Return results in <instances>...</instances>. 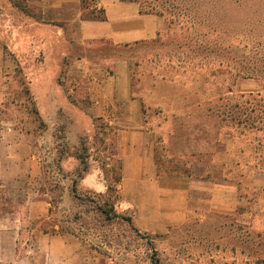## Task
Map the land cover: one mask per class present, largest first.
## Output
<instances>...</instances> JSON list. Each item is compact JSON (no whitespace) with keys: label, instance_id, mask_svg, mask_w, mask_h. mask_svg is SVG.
I'll return each mask as SVG.
<instances>
[{"label":"rangeland","instance_id":"374dc122","mask_svg":"<svg viewBox=\"0 0 264 264\" xmlns=\"http://www.w3.org/2000/svg\"><path fill=\"white\" fill-rule=\"evenodd\" d=\"M141 1L143 9L168 11L175 15L173 25L164 18L166 27L154 42L127 50L121 49L129 58L134 95L141 100L146 122L154 131L160 171L200 175L208 169L207 172L213 170L212 172L218 174L223 181L235 187L241 182L239 191L244 198V204L239 207L236 216H224L214 225H222V228L214 227L219 231L212 233V237L217 239L213 240L212 244L225 258H251L237 247L240 243L237 232H244V237L246 228H250L264 235V133L248 132V135L240 136L234 128L221 127V118L207 114L206 111L208 105H226L229 98L239 93H264L261 81L247 78L235 65L245 64L247 61L234 59L237 58L234 55L248 58L256 54L258 59L264 56V0L227 2L228 6L224 8L227 17H207L206 24L211 30L196 29L194 26L198 23L197 16L185 10L205 3H197L195 0ZM12 3L20 5L21 10L14 8ZM28 5L27 0H0V19L16 16L20 20V27L31 26L35 20L39 24L41 19ZM250 7L256 8L259 11V14H256L259 16H255L253 12L252 15L246 13L245 9ZM214 27L219 30L214 31ZM200 33L206 34V37L200 38L203 39L200 44L230 46L231 54H221V60L215 56L205 58L196 49L188 48L192 43L191 39L197 38ZM49 37L53 39V55L60 51L66 54L79 52L71 39L68 43H62L54 33L49 34ZM41 42L42 39H39L38 46L20 55H14L11 50L6 52L14 71L12 70L6 78L10 88L4 94L3 105L7 114L11 115L16 111L21 113V120L26 122L28 130L35 134L41 133L42 138L36 145L43 155V188L50 193L53 202V218L50 224L59 225L65 231L78 232L90 245L100 247L104 258H119L123 264H148L151 251L146 240L142 241L137 237L126 223L102 227L99 214L94 211L95 202L103 205L109 201L118 213L130 217L120 210L117 185L121 170L115 130L108 129V126L100 121L96 123L94 130L82 134L78 145H70L67 140L68 132L73 136V131L78 127L87 130L89 123L85 118L76 117L81 108L78 107L74 93L69 94L68 89L65 92L72 104L69 114L74 120L60 124L53 130L41 116L42 113L43 117L47 118L52 109L45 98L50 78L58 75L59 83H63L64 78V73L56 74L51 69L44 73L35 71L45 61V43L41 45ZM6 43L11 49L16 47V44ZM114 49L105 46L99 51L108 54ZM228 59H231L230 63ZM50 61L56 65L60 59L52 57ZM259 66L264 67L263 61ZM262 79L264 81V78ZM32 80L35 91L40 93L41 106L33 96ZM229 88H232V92H228ZM27 90L30 91L29 95ZM233 103L232 101V105ZM40 145L45 149H40ZM79 156L85 161V165L87 164L86 176L94 169L100 170L108 184V190L101 195L93 191L82 192L78 187L83 202L70 194L73 180L85 167ZM72 159L77 160L79 168L70 174L63 169L62 164ZM190 228L197 236L195 244L200 243L203 237L198 233L197 225L193 224ZM215 229L208 228L207 233ZM103 237H107L106 243L103 242ZM161 246L170 248V241L163 242ZM163 252L161 256L167 264V254L170 251L167 249ZM259 253L261 250L258 255Z\"/></svg>","mask_w":264,"mask_h":264},{"label":"crops","instance_id":"0c3cea01","mask_svg":"<svg viewBox=\"0 0 264 264\" xmlns=\"http://www.w3.org/2000/svg\"><path fill=\"white\" fill-rule=\"evenodd\" d=\"M27 2L41 21L33 22L31 32L13 29L19 31L14 33L19 41L13 50L23 54L26 47L45 39L46 60L35 71L64 73L63 83L50 78L45 98L52 109L47 118L41 116L53 130L73 121L69 114L72 104L65 92L68 89L81 108L76 117L89 123L87 130L78 127L73 136L68 132L70 145H78L82 134L94 130L97 122L115 130L121 170L117 185L120 210L132 218L136 228L163 243L192 223H213L224 216H236L244 198L237 185L223 181L213 170L205 169L200 175L160 171L154 131L146 122L141 100L133 92L129 58L116 53V48L125 45L156 40L166 27L164 17L144 13L140 4L132 1ZM100 11L104 20L90 18L91 13ZM14 23L4 17L0 28H16ZM52 33L62 43L71 39L79 52L53 55ZM105 46L115 49L104 54L99 50ZM52 57L60 59L59 65L50 61ZM12 70L0 38V264H123L122 259L104 258L97 247L72 233H61L59 225L50 224L52 198L43 188V155L36 145L41 133L28 130L21 120L23 115L17 111L7 114L3 105L4 94L10 88L6 78ZM32 92L41 106L34 83ZM40 149L45 147L40 145ZM65 163L62 167L67 173L73 174L79 168L77 160ZM107 185L102 172L94 169L81 180L79 190L101 195L108 190ZM169 251L167 264H264V259L225 258L217 248L195 244V240H184Z\"/></svg>","mask_w":264,"mask_h":264},{"label":"trees","instance_id":"16d2710c","mask_svg":"<svg viewBox=\"0 0 264 264\" xmlns=\"http://www.w3.org/2000/svg\"><path fill=\"white\" fill-rule=\"evenodd\" d=\"M100 1L101 0H92L91 3L96 4L97 2H100ZM120 1L138 2L142 8V12L147 13V14H156V15L162 16V17L166 18L168 20V22L171 23V25H173V23H174L175 15L174 14L171 15V13L168 11L164 12V11H159V10H155V9H149V10L143 9V1H141V0H120ZM195 1L197 3L202 2L205 4H199L198 6L193 7L192 9H190V8L185 9L187 12L193 13V14H195V16H197L196 20L198 21V23L194 27L196 29H199V30H202L204 28L211 30V28L208 27L206 24L207 23V21H206L207 17H212V16H216L217 18H219L221 16L227 17L228 14L224 10V8L226 6H228L227 2L230 3L233 0H195ZM235 1H239V0H235ZM211 4H213V5H211ZM6 6H7V4H6ZM8 6H10V4ZM13 7L14 8L17 7L16 9H18L20 7V5H18L17 3H14ZM2 8H4L5 10L8 9L7 7H2ZM14 8H12V9H14ZM245 11H246V13H249L250 15H252V12H253L255 14V16H259L258 15L259 11L256 8L250 7V8L245 9ZM22 12H23V10H22ZM24 13L26 15L28 14V17L33 19V17L29 13H26L25 11H24ZM256 13H258V14H256ZM10 17H8V18L14 20V22H15L14 27H16V28H11L10 30L0 28V38L3 39L5 52H8V50H11V52L14 55H16L18 53H16L13 49H11L8 46V44L6 43V42H11V43L17 45V42L19 40L16 41L14 39V33H18L19 31H15L13 29H18V28L24 29L27 32H31L33 29H32V26L20 27L21 26L19 23L20 20L17 19L16 16H10ZM90 18L95 19V20L96 19H98V20H104L105 19L103 16V11H100V13H98V14L95 12L91 13ZM231 18H233V13L231 15ZM247 22H246V24L248 25L249 21H247ZM216 30H219V29L217 27H214V31H216ZM39 32L40 31L37 30V34H39ZM1 33H2V35H1ZM42 36H44V34ZM197 36H198L197 38L194 37V39H191L192 43L189 44L188 48L196 49L199 53L203 54V56L205 58H207L208 56H215L217 59L221 60L222 59V57H220L221 54H224V55L231 54L232 50H231L230 46L225 47L223 45L220 46V45H216V44H214V45L200 44V42H203V41H201L203 39H200V38L206 37V34L200 33V35H197ZM17 39H18V36H17ZM199 39H200V41H197ZM154 41H147V42L134 43L131 45H125V46L116 48V50H117L116 53L119 56H122V57L125 56L126 57L128 55H126L125 52H122L121 49L127 50V49H131L134 46H138L141 44H149V43L154 42ZM42 43H45V39L44 40L42 39ZM42 43H40V44L42 45ZM34 46H38V43L36 45H35V43H33L30 47L29 46L26 47L25 52L32 51V48ZM13 54H11V55L13 56ZM234 56L237 57L234 59L240 58L242 61H245V60L247 61L245 64L235 63V65L239 68V71L241 72V74H244L245 76H247V78H252V79L261 81L263 83L262 87L264 89V81L262 79V78H264V77H262V76H264V67L259 66V63H261L262 61L264 63V56H262L260 59L257 58L258 56L256 57V54L254 56L248 57V58L238 56V55H234ZM230 60L231 59H228L229 63H230ZM225 63H227V62L225 61ZM52 79L54 80V82L59 83L58 75L53 76ZM32 83H33V80L31 81V84ZM26 92L28 95L30 94L29 90H27ZM228 92H232V88H229ZM232 101L234 102L233 105H232ZM226 105H219L220 107H218V105H213V106L208 105V109L206 112H207V114L219 116L221 118V127L234 128L236 131L239 132L240 136L248 135V132H263L264 133V93L263 92L239 93L238 95L229 98L228 103ZM221 107L223 109H221ZM202 114L203 113H201V115ZM79 157H80L79 159L81 160V163L85 165V161L82 159L81 156H79ZM87 171H88V167L86 164L85 167L82 169V171L78 172V177L73 180V184L70 188V194L73 195L74 198L80 202H83V199H82L81 195L79 194L78 187L80 185L81 180H83L85 178ZM119 182H120V178L118 180V183ZM237 184H238L237 185L238 189L241 191V182H238ZM52 205H53V202H52ZM94 211L99 214V221H100L102 227L105 225L112 227L114 224H117V223H126L131 227V229L134 231V233H136L137 237H139L142 241L146 240V244L148 245L149 250L151 251V253L148 257V264H165V262L161 256V253L163 251H165L167 249L173 250V247H177L181 243H184V240H186V242H189V241L197 239V236L192 233V229L190 228L191 225H193V223H192V224L188 225L187 227H185L184 231H182L180 233H176V235H174V238L170 240V248H164L161 246L162 242H159L157 240V238H153L151 235L143 233L138 228H136L132 218L126 217V216L118 213L116 211L115 207L113 205L109 204V201H106L105 204H103V205L97 204L95 202ZM217 222L205 223V224H200V225L194 224V225H197V227H198L197 231L203 237L200 239L201 245H204L207 248H214V247L216 248V246H214L212 244V242H214L213 240H217V239L212 237V233H214V231L218 232L219 231V229H217L218 227L222 228V225L214 226L217 224ZM214 227H217L216 228L217 230ZM239 227H241V226H239ZM208 228H213L215 230H213L211 233H207ZM241 228H244V227L242 226ZM53 231L56 232V230H53ZM59 232L66 233V234L72 233V234H74L78 237H81L83 239V237L80 236V234L78 232L73 231V230H66L65 231V229L60 227ZM243 233L244 232H242V231L237 232V234H239L238 237H239V241H240L239 246H237V247L240 248L242 253L246 254L247 256H250L252 259L255 258L258 260H263L264 259V240H263L264 235H262V233H260V232L252 231L250 228H246V234L244 235L245 238L243 237ZM103 242L104 243L107 242V237H103ZM261 247H262V249H261ZM97 249L100 250L101 253L103 252L100 247L99 248L97 247ZM259 250H261V253H259V255H258ZM255 256H261L262 258L261 259L256 258Z\"/></svg>","mask_w":264,"mask_h":264}]
</instances>
